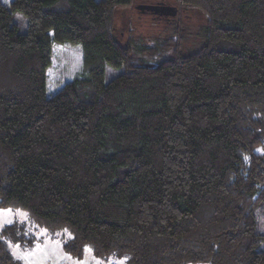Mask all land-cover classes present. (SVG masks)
<instances>
[{
	"label": "trees",
	"instance_id": "16d2710c",
	"mask_svg": "<svg viewBox=\"0 0 264 264\" xmlns=\"http://www.w3.org/2000/svg\"><path fill=\"white\" fill-rule=\"evenodd\" d=\"M179 2L204 15L189 52L180 26L152 47L118 34L134 0H0V206L67 229L76 258L264 264V0ZM54 42L82 43L86 73L48 95ZM16 229L0 264H23Z\"/></svg>",
	"mask_w": 264,
	"mask_h": 264
},
{
	"label": "rangeland",
	"instance_id": "374dc122",
	"mask_svg": "<svg viewBox=\"0 0 264 264\" xmlns=\"http://www.w3.org/2000/svg\"><path fill=\"white\" fill-rule=\"evenodd\" d=\"M9 4L11 0H2ZM141 4H165L175 6L177 14L175 16H165L143 13L137 9ZM161 17L169 22L166 26H158L153 22V18ZM151 17L152 19H150ZM154 18V19H155ZM147 21V24L153 26V30L142 33L140 29ZM15 22L19 24L20 31L26 29V20L21 14L16 15ZM137 26H134V24ZM129 23L133 24L134 38H138L142 45L154 46L157 41L176 39L177 28H183L181 34V43L186 51L194 50L201 42V28L204 23V15L199 10H194L188 6L181 5L179 0H134L132 7L124 9L118 13V34L120 28L127 31ZM167 24V23H165ZM139 32V33H138ZM141 32V33H140ZM126 40V35H120ZM140 37V38H139ZM138 41V42H139ZM185 52V51H184ZM171 56V55H169ZM138 59L140 55H136ZM121 72V69L106 64L105 81L111 80ZM86 73L84 61V49L82 43H53L52 63L46 71V87L48 95H52L63 87V85ZM264 150V144L260 147ZM3 209H12L13 215L0 217V237L4 228L13 225L16 226V235L20 240H7V246L12 256L22 261L23 264H130L127 255L110 254L107 256H98L87 248L83 257L76 258L68 253L65 244L71 239V233L67 229L49 230L38 225L31 214L21 208L1 207ZM16 210L26 213L27 216L16 215ZM259 228L264 232V212L258 213ZM11 221V223H7ZM16 245H19L17 248ZM258 249H264V241L258 246ZM189 264H209V263H189Z\"/></svg>",
	"mask_w": 264,
	"mask_h": 264
},
{
	"label": "water",
	"instance_id": "95a60500",
	"mask_svg": "<svg viewBox=\"0 0 264 264\" xmlns=\"http://www.w3.org/2000/svg\"><path fill=\"white\" fill-rule=\"evenodd\" d=\"M137 9L143 13L150 12L152 14L165 16H175L178 11L175 6L165 4H141L137 6Z\"/></svg>",
	"mask_w": 264,
	"mask_h": 264
},
{
	"label": "snow or ice",
	"instance_id": "6c2138e0",
	"mask_svg": "<svg viewBox=\"0 0 264 264\" xmlns=\"http://www.w3.org/2000/svg\"><path fill=\"white\" fill-rule=\"evenodd\" d=\"M16 215H23V216H27L26 213H22L20 210H16ZM9 215H13V210L12 209H3V210H0V217H6V216H9ZM7 223H11V221H7ZM16 247L18 248L19 245H16Z\"/></svg>",
	"mask_w": 264,
	"mask_h": 264
}]
</instances>
